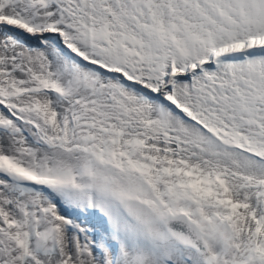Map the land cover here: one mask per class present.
Returning a JSON list of instances; mask_svg holds the SVG:
<instances>
[{"label":"snow or ice","instance_id":"obj_1","mask_svg":"<svg viewBox=\"0 0 264 264\" xmlns=\"http://www.w3.org/2000/svg\"><path fill=\"white\" fill-rule=\"evenodd\" d=\"M0 264H264V0H0Z\"/></svg>","mask_w":264,"mask_h":264}]
</instances>
